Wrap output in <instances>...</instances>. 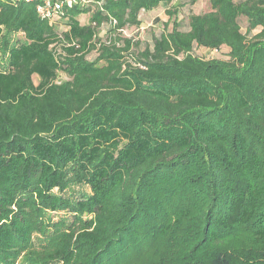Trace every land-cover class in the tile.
<instances>
[{"label": "trees", "instance_id": "16d2710c", "mask_svg": "<svg viewBox=\"0 0 264 264\" xmlns=\"http://www.w3.org/2000/svg\"><path fill=\"white\" fill-rule=\"evenodd\" d=\"M86 1L0 0V264H264V0Z\"/></svg>", "mask_w": 264, "mask_h": 264}, {"label": "rangeland", "instance_id": "374dc122", "mask_svg": "<svg viewBox=\"0 0 264 264\" xmlns=\"http://www.w3.org/2000/svg\"><path fill=\"white\" fill-rule=\"evenodd\" d=\"M182 3L186 2V5L179 10L178 21L180 22V29L183 31L188 30V18L190 15H198L207 13L210 11L209 0H196L194 4H190V0H180ZM166 7L161 5L158 8L150 12H141L140 21L141 24L137 29H129L126 31L127 36H131L134 40L141 43V47L145 45H151L152 37L157 36L163 30V25L167 22L168 16L165 14ZM89 15H82L78 18L81 25L88 23ZM241 31L244 33L246 30V22L243 18L239 20ZM171 27V26H170ZM105 28V27H103ZM107 29H100L99 36L104 35ZM193 54L203 59L219 58L228 59V49L226 47L220 48L218 51H209L204 48L194 47ZM64 79L62 75L59 76ZM33 81L36 84L37 77H33ZM78 189H75V192ZM79 191H88L87 188H80Z\"/></svg>", "mask_w": 264, "mask_h": 264}, {"label": "built area", "instance_id": "2783aa9c", "mask_svg": "<svg viewBox=\"0 0 264 264\" xmlns=\"http://www.w3.org/2000/svg\"><path fill=\"white\" fill-rule=\"evenodd\" d=\"M9 1H23L26 3L36 4V12L39 18L48 23V25H60L63 21L64 11L75 5H88L89 1L86 0H9ZM115 24V22H112ZM125 37L130 38L131 36L126 35L125 30H119Z\"/></svg>", "mask_w": 264, "mask_h": 264}]
</instances>
